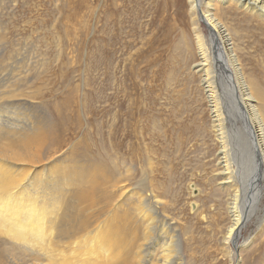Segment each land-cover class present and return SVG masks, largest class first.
I'll return each mask as SVG.
<instances>
[{"label": "rangeland", "instance_id": "374dc122", "mask_svg": "<svg viewBox=\"0 0 264 264\" xmlns=\"http://www.w3.org/2000/svg\"><path fill=\"white\" fill-rule=\"evenodd\" d=\"M140 1L143 8L136 21L133 4ZM140 1L119 0L116 6L104 0H0V121L4 132H18L17 136L31 131L33 121H40L47 135L41 142L33 141L42 146L11 170L22 181L14 205L34 202L35 197L40 206L47 204V195L55 189L47 184L61 175L60 168L85 161L101 163L104 171L119 176L115 185L107 184V188L114 186L113 192V188L106 191L120 196V211L129 210L137 200L142 178L149 176L160 184L156 193L164 200L161 212L172 224L180 258L175 264H264V231L260 233L264 197L259 218L246 223L239 240L241 245L251 244L236 250L223 244L231 223L226 207L230 195L219 185V141L212 129L207 94L193 67L199 57L188 15L186 25L169 17L159 37L155 33L159 24L154 25L148 14L160 0ZM179 3L170 10L172 18L181 6L188 12V0ZM184 41L189 42L190 52ZM249 47L258 55L264 50V38L258 36L257 44ZM136 97L147 103L151 117L145 120V112L137 119L139 128L146 127L147 147L139 151L138 160H132L120 146L115 152L110 145L109 127L115 110L119 115L128 113L127 105ZM84 171L89 172L87 165L73 178L68 175L66 182H82ZM74 202L68 200L70 206ZM113 213L58 212L61 229L71 236L59 239L60 253L85 262V252L100 246Z\"/></svg>", "mask_w": 264, "mask_h": 264}, {"label": "bare ground", "instance_id": "6f19581e", "mask_svg": "<svg viewBox=\"0 0 264 264\" xmlns=\"http://www.w3.org/2000/svg\"><path fill=\"white\" fill-rule=\"evenodd\" d=\"M109 1L116 6V2L119 4V0H104L105 3ZM161 1L156 2L151 7L152 14H148L154 25L159 24L156 35L162 36L160 27L165 31V24H169L170 18L175 24L184 22L186 25L187 13L196 37L199 62L193 67L200 75L201 85L207 94L212 129L219 141V185L228 189L230 195L226 207L231 223L223 236V244L233 245L235 250L247 247L250 242H244L245 245L239 243L243 228L252 218H259V205L264 197V50L254 55L249 47L251 43L257 44L258 36L264 38V0H188V12L185 6H181L176 10L175 18L171 17L170 10L179 6L180 0ZM133 7L137 21L143 5L140 1ZM238 15H242V20ZM202 25L208 31L207 36L202 33ZM247 30L248 33L245 32ZM187 42L186 50L190 52ZM127 107L129 111L125 114L119 115L115 110L109 127V143L116 148L115 152L120 146L132 156V160L134 157L138 160L139 151L147 147V133L145 126H137V119L142 118L145 112V120L148 121L151 116L147 114V103L137 97L136 100L131 99ZM120 119L123 121L120 122ZM166 120L162 121L163 128L167 127ZM33 123V129L26 130L24 135L23 131L20 132L21 126L20 130L15 128L23 135L17 136L18 132H4L0 121V264H158L162 261L163 264H175L180 261L173 244L172 224L167 221L166 213L161 212L164 200L156 193V186L158 188L160 184L149 176L142 178L137 187L139 191L135 190L138 198L129 205L130 211H120L123 208L118 206L120 196L116 195V198L107 194L108 189L113 188L111 192L115 189L114 186L107 187L117 183V173L104 171L101 163L92 165L87 161L86 164L60 168L61 175L52 177L47 184L55 187L47 195L49 203L40 206L39 197H35L34 202L25 200L20 205H14V193H20L22 181L11 170L19 162L29 159L35 148L42 146L33 141L41 142L47 137L42 127L45 124L36 120ZM27 132L32 133L28 135ZM84 165L88 166L89 172H81L82 182H66L68 175L73 178ZM114 169L119 172L116 165ZM84 174H89V177ZM70 198L75 200L74 206L68 203ZM82 205L85 208L79 209ZM152 208L156 212H152ZM104 211L114 213L105 226L100 246L86 251L83 263L63 256L59 250V239L71 236L65 235L61 229L58 212ZM263 231L264 227L260 233ZM77 256L80 261V256ZM147 258H153L155 262Z\"/></svg>", "mask_w": 264, "mask_h": 264}]
</instances>
